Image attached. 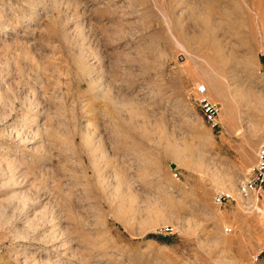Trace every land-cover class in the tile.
<instances>
[{
	"label": "rangeland",
	"instance_id": "1",
	"mask_svg": "<svg viewBox=\"0 0 264 264\" xmlns=\"http://www.w3.org/2000/svg\"><path fill=\"white\" fill-rule=\"evenodd\" d=\"M263 142L264 0H0V264H264Z\"/></svg>",
	"mask_w": 264,
	"mask_h": 264
},
{
	"label": "built area",
	"instance_id": "2",
	"mask_svg": "<svg viewBox=\"0 0 264 264\" xmlns=\"http://www.w3.org/2000/svg\"><path fill=\"white\" fill-rule=\"evenodd\" d=\"M194 101L209 126L211 128L219 127L220 105L207 96L204 85L198 84L194 87ZM238 188L243 196H247V194L259 198L262 196L261 193L264 191V142L256 150V162L250 175L245 182L239 184ZM230 199H232L231 195L225 192L217 193L214 196V201L218 204ZM160 232L163 233V231Z\"/></svg>",
	"mask_w": 264,
	"mask_h": 264
},
{
	"label": "bare ground",
	"instance_id": "3",
	"mask_svg": "<svg viewBox=\"0 0 264 264\" xmlns=\"http://www.w3.org/2000/svg\"><path fill=\"white\" fill-rule=\"evenodd\" d=\"M27 103H28V102H27ZM27 108H29V109H30V108H32V106H31V105H29V107L27 106ZM220 109H221V108H220ZM84 136H85V137H84ZM84 136H83V137H84V138H85V140H86V136H87V135H84ZM15 137H21V136H19V132H18V131H16V132H15ZM89 138H90V137H88V139H89ZM20 139H21V138H20ZM28 140H29V139H28ZM86 141H87V140H86ZM241 195H242V194H241ZM25 197H26V196H25ZM23 198H24V197H22V199H23ZM25 200H26V199H24V201H25ZM22 202H23V201H22ZM25 202H26V201H25ZM20 205H21V204H20ZM23 206H24V205H23ZM18 207H19V206H18ZM26 207H27V206H26ZM256 209H258V210H259V208H257V207H256ZM259 211H260V210H259ZM262 220H263V219H262Z\"/></svg>",
	"mask_w": 264,
	"mask_h": 264
},
{
	"label": "water",
	"instance_id": "4",
	"mask_svg": "<svg viewBox=\"0 0 264 264\" xmlns=\"http://www.w3.org/2000/svg\"><path fill=\"white\" fill-rule=\"evenodd\" d=\"M173 166V165H172Z\"/></svg>",
	"mask_w": 264,
	"mask_h": 264
}]
</instances>
